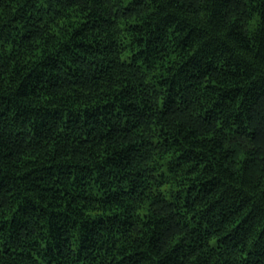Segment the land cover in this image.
<instances>
[{
	"label": "trees",
	"instance_id": "16d2710c",
	"mask_svg": "<svg viewBox=\"0 0 264 264\" xmlns=\"http://www.w3.org/2000/svg\"><path fill=\"white\" fill-rule=\"evenodd\" d=\"M0 264H264V0H0Z\"/></svg>",
	"mask_w": 264,
	"mask_h": 264
}]
</instances>
